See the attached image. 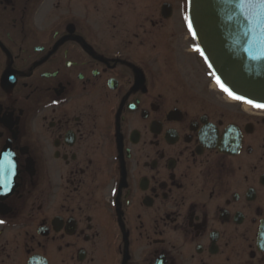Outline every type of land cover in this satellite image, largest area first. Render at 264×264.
Returning a JSON list of instances; mask_svg holds the SVG:
<instances>
[{
    "label": "flooded vegetation",
    "instance_id": "flooded-vegetation-1",
    "mask_svg": "<svg viewBox=\"0 0 264 264\" xmlns=\"http://www.w3.org/2000/svg\"><path fill=\"white\" fill-rule=\"evenodd\" d=\"M188 21L187 0H0V264H264V108Z\"/></svg>",
    "mask_w": 264,
    "mask_h": 264
},
{
    "label": "water",
    "instance_id": "water-1",
    "mask_svg": "<svg viewBox=\"0 0 264 264\" xmlns=\"http://www.w3.org/2000/svg\"><path fill=\"white\" fill-rule=\"evenodd\" d=\"M187 1L207 67L237 95L264 104V32L257 9L240 0Z\"/></svg>",
    "mask_w": 264,
    "mask_h": 264
},
{
    "label": "snow or ice",
    "instance_id": "snow-or-ice-1",
    "mask_svg": "<svg viewBox=\"0 0 264 264\" xmlns=\"http://www.w3.org/2000/svg\"><path fill=\"white\" fill-rule=\"evenodd\" d=\"M240 5L241 6H249V7H254L257 9L255 16H256V20L258 23H260L261 26V30L262 32H264V0H240ZM187 19V17H186ZM188 29L189 31H192V23L189 20L188 21ZM192 35L195 37V32L192 31ZM264 42V41H262ZM196 50L199 51L201 53V55H203L202 50L199 48V46H196ZM254 59L256 57H253ZM217 83L220 85V87L228 93L229 96H231L233 99L235 100H241L244 101L250 105H253L254 107L257 108H264V104H260V103H255L253 100L250 99H245V97L241 96V95H237L236 93H234L233 91H231L228 87H226L221 81L220 78L217 77ZM5 163L7 164V175H5ZM15 163L11 160V159H5V160H0V189H3V191L6 193L8 191H10L9 188V182L12 176H14L15 174ZM0 223H4L3 220H0Z\"/></svg>",
    "mask_w": 264,
    "mask_h": 264
}]
</instances>
